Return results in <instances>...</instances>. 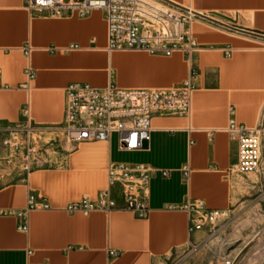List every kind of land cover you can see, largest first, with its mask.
<instances>
[{
  "label": "crops",
  "instance_id": "0c3cea01",
  "mask_svg": "<svg viewBox=\"0 0 264 264\" xmlns=\"http://www.w3.org/2000/svg\"><path fill=\"white\" fill-rule=\"evenodd\" d=\"M166 1L205 16L224 15L234 21L227 25L264 37V0ZM191 33L198 50L189 57L109 53L98 11L85 18L66 11L31 15L24 0H0V129L31 127L35 149L33 171L25 178L22 150L2 146L0 135V264H171L203 235H189L182 206L200 202L208 210L236 214L261 191L264 38L203 23L192 25ZM70 45L79 49L65 51ZM25 46L32 49L28 58ZM109 80L121 88L154 89L189 81L194 86L190 115H154L150 141L141 151H118L116 135L107 142H68L56 129L64 88L87 83L102 89ZM230 118L260 130L255 173L232 169L237 143L225 132ZM18 132L24 140V131ZM113 164H142L154 171L144 218L124 207L120 185L111 193L117 209L87 215L64 211L83 196L96 199ZM30 194L35 208L21 232L17 214Z\"/></svg>",
  "mask_w": 264,
  "mask_h": 264
},
{
  "label": "built area",
  "instance_id": "2783aa9c",
  "mask_svg": "<svg viewBox=\"0 0 264 264\" xmlns=\"http://www.w3.org/2000/svg\"><path fill=\"white\" fill-rule=\"evenodd\" d=\"M24 7L31 15H60L66 11L85 18L94 11L100 12L106 27L105 49L109 53L138 52L164 57L181 53L189 57L198 50L191 33L192 25L203 23L226 28L197 16L190 9L164 0H83L80 3L24 0ZM216 21L226 24L222 19ZM77 49V45L64 48L67 52ZM22 50L28 58L32 49L25 46ZM26 73L28 79L34 78L30 68ZM193 91L194 86L189 81L179 88L168 89L121 88L111 80L102 89L87 83H70L64 88L63 118L56 129L71 143L107 142L112 135H116L118 151H141L144 144L150 141L154 115L189 117ZM31 130L29 126L17 130L0 129L2 146L13 153L22 150L20 166L25 178L34 168L35 149L30 143ZM18 131H24V140ZM225 132L237 143V162L232 169L238 174L258 171L261 159L260 130L246 127L230 118ZM106 172L107 187L96 199L83 196L79 201L66 205L64 211L87 215L93 211L117 209L119 207L111 193L114 186L120 185L125 197L124 207L137 218H144L148 212L149 181L154 171L142 164H113ZM162 174L168 175L167 172ZM183 175H187L185 169ZM34 201V196L30 194L27 207L17 214L20 220L18 231H27V214L35 208ZM43 208L47 209V205H43ZM181 209L188 214L189 235L207 227L214 228L230 216L228 211L208 210L200 202L186 204ZM225 264H231V261L226 260Z\"/></svg>",
  "mask_w": 264,
  "mask_h": 264
},
{
  "label": "rangeland",
  "instance_id": "374dc122",
  "mask_svg": "<svg viewBox=\"0 0 264 264\" xmlns=\"http://www.w3.org/2000/svg\"><path fill=\"white\" fill-rule=\"evenodd\" d=\"M202 231L171 264H264V186L242 211Z\"/></svg>",
  "mask_w": 264,
  "mask_h": 264
},
{
  "label": "water",
  "instance_id": "95a60500",
  "mask_svg": "<svg viewBox=\"0 0 264 264\" xmlns=\"http://www.w3.org/2000/svg\"><path fill=\"white\" fill-rule=\"evenodd\" d=\"M164 1H166V0H164ZM166 2H168V1H166ZM196 15L199 16V17H201V18H203V19H205V20H207V21H209V22H211V23H214V24H218V25L224 26V27H226V28H229V29L234 30V31H237V32L246 33V32L241 31L240 29H237V28L232 27V26H230V25L220 23V22H218V21H216V20H214V19H211L210 17H207V16H205V15L198 14V13H196ZM214 16L217 17V18H219V19H222V20H224V21H226V22H229V23L234 22L232 19H230V18H228V17H226V16H224V15H220V14H216V13H214ZM246 34H249V35H252V36H256V37H260V38H264V37H262V36L255 35V34H251V33H246Z\"/></svg>",
  "mask_w": 264,
  "mask_h": 264
},
{
  "label": "bare ground",
  "instance_id": "6f19581e",
  "mask_svg": "<svg viewBox=\"0 0 264 264\" xmlns=\"http://www.w3.org/2000/svg\"><path fill=\"white\" fill-rule=\"evenodd\" d=\"M191 8V7H190ZM214 16V15H213ZM216 19H218L217 17H216ZM219 20V19H218ZM35 138V137H34Z\"/></svg>",
  "mask_w": 264,
  "mask_h": 264
}]
</instances>
